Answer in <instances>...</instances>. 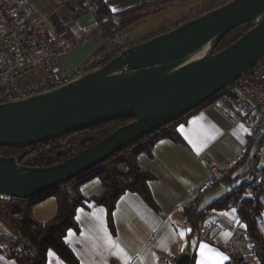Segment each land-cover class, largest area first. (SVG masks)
<instances>
[{"label":"water","instance_id":"water-1","mask_svg":"<svg viewBox=\"0 0 264 264\" xmlns=\"http://www.w3.org/2000/svg\"><path fill=\"white\" fill-rule=\"evenodd\" d=\"M254 26L220 51L233 31ZM264 59V0H230L178 27L133 44L106 64L55 89L0 102V199L34 200L116 153L217 100ZM132 120L50 166L20 163L32 147L95 125ZM184 253L176 264H191Z\"/></svg>","mask_w":264,"mask_h":264},{"label":"crops","instance_id":"crops-1","mask_svg":"<svg viewBox=\"0 0 264 264\" xmlns=\"http://www.w3.org/2000/svg\"><path fill=\"white\" fill-rule=\"evenodd\" d=\"M71 1L27 0L38 15L50 16L49 31L61 35L71 45L61 61L66 68H89L111 50L174 24L215 2L105 0L115 20L125 25L119 31L120 40L112 41L104 37L94 11L74 17L69 6ZM137 7L141 10L124 13ZM142 22L145 27L130 31L129 28ZM215 101L177 124L183 141L164 138L152 146L151 154L142 152L139 155L141 166L154 175L150 188L157 208L150 206L140 194L126 192L119 198L114 211L115 232L110 227L105 206L85 200L86 205L77 209L79 230H68L64 240L80 264H176V259L184 253L192 255L191 264H201L208 257V251L202 250L201 245L225 257L222 264H228L226 250L233 252L236 247L232 244V238L237 235L233 231L235 224L240 223L244 233L246 229L235 208L208 211L207 219L216 224L210 242L199 241L189 226L181 225L188 221L185 208L194 199V192L210 175L203 159L216 165L227 163L247 140L244 127L233 124L226 114L224 101ZM219 189H211L206 196H211V200L216 198ZM80 191L88 199L102 193L103 187L100 179L93 177L80 184ZM52 196L34 205L33 215L38 221L46 222L55 216L58 202L51 203ZM0 231V238L18 240L4 222H0ZM4 242L8 243L5 249L2 248ZM10 243L4 239L0 245V264H18L9 255ZM46 264L68 263L54 249H49Z\"/></svg>","mask_w":264,"mask_h":264},{"label":"trees","instance_id":"trees-1","mask_svg":"<svg viewBox=\"0 0 264 264\" xmlns=\"http://www.w3.org/2000/svg\"><path fill=\"white\" fill-rule=\"evenodd\" d=\"M229 1L215 0L210 7L200 12L190 13L182 20L168 25L166 28L149 33L145 37L130 43H125L102 55L88 70L106 64L130 45L170 31L180 24L224 5ZM69 6L74 17L94 11L104 37L112 41L120 40L118 34L125 25L115 20L114 12L109 8L105 0H72ZM137 10L141 9L139 7L132 8L124 11V13L136 12ZM125 24H128V22ZM253 26L251 24L233 31L219 43L215 51H220L229 46ZM185 120L186 118L182 121ZM130 121L132 120L106 122L91 128L69 133L63 137L39 143L33 146L32 150L21 158L20 163L23 165L44 167L62 162L95 144ZM177 124L167 125L158 132L140 139L135 144L116 153L77 178L70 180L68 183L52 191L46 192L37 199H0V219L18 237L17 241L2 237L0 238V245L4 239L11 242L9 255L18 264H46L49 249H54L68 264H80L79 259L64 240L68 230H79V225L76 221L77 209L80 206L86 205L85 200L95 201L105 206L108 210L110 227L115 232L114 211L119 198L126 192L140 194L150 206L157 208V203L152 196L150 188V181L154 179V175L141 166L138 157L142 152L151 154L152 146L161 139L169 138L177 142L183 141L177 130ZM24 151V148L0 147V155L4 156L19 155ZM259 157L260 153L255 151L244 162L236 165L221 183L214 185L211 189L224 185L226 190L224 188L209 204L201 203L205 195L203 198H196L191 204L189 203L185 208V212L190 223L197 225L206 220L205 217L209 210L217 209L228 211L231 208H236L240 222L246 225V238L251 243L253 252L259 259L260 264H264V233L260 227V220L264 217V164L259 165ZM256 171L262 177V182L251 188L253 191L258 190V193L253 196L243 195L247 187H249L248 185L256 181L253 180L251 183H246L245 180L249 176L254 175ZM93 177L100 179L103 191L99 195L87 199L80 191V184ZM239 180H241L240 183L238 182ZM229 184H233V186L228 189L227 185ZM50 195H54L57 199V212L50 220L40 222L33 215V207L36 202ZM197 208L198 210H196ZM235 256L238 264H247L241 253H235ZM228 264L231 263L228 262Z\"/></svg>","mask_w":264,"mask_h":264},{"label":"built area","instance_id":"built-area-1","mask_svg":"<svg viewBox=\"0 0 264 264\" xmlns=\"http://www.w3.org/2000/svg\"><path fill=\"white\" fill-rule=\"evenodd\" d=\"M49 22L50 16L38 15L27 0H0V102L21 100L55 89L88 71L84 67L62 65V57L71 45L61 35L49 31ZM219 98L224 101L231 122L244 127L247 140L227 163L216 165L203 159L210 175L194 192V199L203 198L255 151L260 153L259 164L262 162L264 59L225 88ZM232 186L229 184L227 188ZM181 225L189 226L202 242H210L216 229V224L207 219L197 225H192L189 220Z\"/></svg>","mask_w":264,"mask_h":264},{"label":"rangeland","instance_id":"rangeland-1","mask_svg":"<svg viewBox=\"0 0 264 264\" xmlns=\"http://www.w3.org/2000/svg\"><path fill=\"white\" fill-rule=\"evenodd\" d=\"M142 25H143V22H142V24H137L136 26H133V27H131V28H129L130 29V31H132V30H137V29H139L140 27H142ZM143 27H145V26H143ZM142 27V28H143ZM166 28V27H165ZM126 29H128V28H126ZM161 30V29H160ZM129 31V30H128ZM125 38H127V37H125ZM215 102H217V103H222V98H218ZM262 164H264V154H263V158H262V162L259 164V165H262ZM258 165V166H259ZM253 180H256L254 183L252 182L251 183V181H253ZM239 183L241 182V180H239L238 181ZM245 182L246 183H251V185H248L249 187H247V189H246V191L244 192V194L243 195H247V196H253L254 194L256 195L257 193H258V190H252V188L251 187H253L254 185H256V184H259V183H261L262 182V177L261 176H259L258 175V171H256V172H254V175H251V176H249L246 180H245ZM220 189L219 190H217V192L219 193V192H222L223 191V189L225 188V186L224 185H222V186H220L219 187ZM55 196L53 195L52 196V198H50L51 200V203L53 202V201H57L56 200V198H54ZM211 196H206L203 200H202V204H209L210 203V201H211ZM193 201V200H192ZM191 204V203H190ZM236 209V208H235ZM206 219L208 218V213H207V215H206V217H205ZM1 220V219H0ZM207 220H210V219H207ZM2 222H4V221H2ZM232 222V221H231ZM5 223V222H4ZM6 224V223H5ZM7 225V224H6ZM8 226V225H7ZM9 227V226H8ZM240 223H238V224H235V227L233 228L234 230V232L237 234H234V235H236V237L235 238H232V244L234 245V246H236L237 247V249H236V247H235V249L233 250V252H231V251H229V250H226V252L228 253V257H229V262L231 263V264H238V262H237V258H236V256H235V253H241L242 254V256H243V258H244V261H245V263L247 262V264H260V261H259V259L255 256V254H254V252H253V249H252V245H251V243H249V241L247 240V238H246V235H245V233H244V231H242L241 229H240ZM260 227H261V230H262V232L264 233V217H262V219L260 220ZM10 228V227H9ZM239 236V237H238ZM245 236V237H244ZM5 243V244H4ZM3 243V245H2V248L3 249H5L7 246H8V243H6V242H4ZM231 248L232 247H230V250H231Z\"/></svg>","mask_w":264,"mask_h":264},{"label":"snow or ice","instance_id":"snow-or-ice-1","mask_svg":"<svg viewBox=\"0 0 264 264\" xmlns=\"http://www.w3.org/2000/svg\"><path fill=\"white\" fill-rule=\"evenodd\" d=\"M202 250L208 251V257L205 260H202L201 264H209V261H211V264H222L225 257L220 255L219 253L213 254L210 249L207 248L206 245H201ZM204 255V252L202 251V256Z\"/></svg>","mask_w":264,"mask_h":264}]
</instances>
